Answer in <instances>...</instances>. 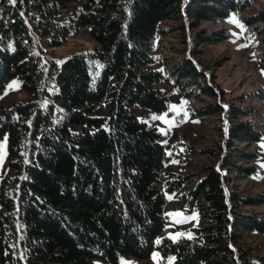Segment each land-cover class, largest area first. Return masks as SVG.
<instances>
[{"label": "trees", "instance_id": "16d2710c", "mask_svg": "<svg viewBox=\"0 0 264 264\" xmlns=\"http://www.w3.org/2000/svg\"><path fill=\"white\" fill-rule=\"evenodd\" d=\"M83 1L73 23L62 11ZM263 0H16L0 12V95L15 78L25 90L49 100L18 104L0 114V143L8 136V168L0 187V264H118L123 256L144 260L158 249L174 264H252L242 240L264 233V194L243 196L237 181L257 171L251 147L264 131L242 117L253 109L218 100V91L192 58L176 62L167 77L149 69L156 40L167 20L192 29L242 13ZM264 33V6L244 19ZM84 30L93 51L45 63L37 39L49 47ZM224 31L200 30L197 44L227 39ZM92 62L97 64V75ZM264 69V58L260 60ZM188 100L203 104L202 118H227L225 148H208L218 164L204 166L181 194L202 220L195 238L163 237L167 193L181 191L190 176L166 172L171 156L156 126L135 109L168 112L162 81ZM214 81V80H213ZM42 87V88H41ZM212 98L213 100H208ZM104 105L106 115H96ZM220 121H224L221 116ZM29 121L21 122V121ZM29 140L26 155L23 141ZM191 148L190 151H193ZM19 157L18 161L14 158ZM164 181V190L158 187ZM264 262V256L261 258Z\"/></svg>", "mask_w": 264, "mask_h": 264}, {"label": "rangeland", "instance_id": "374dc122", "mask_svg": "<svg viewBox=\"0 0 264 264\" xmlns=\"http://www.w3.org/2000/svg\"><path fill=\"white\" fill-rule=\"evenodd\" d=\"M9 0H0V11ZM10 3V2H9ZM264 6L262 2L254 4L242 13H233L228 18L216 21L203 22L198 29H192L182 21L167 20L161 28L166 32L155 43L153 56L157 62L149 69L162 70L167 77L170 76L173 65L185 56L190 57L204 73L211 76L210 81L218 91V100L225 109L230 105L249 107L253 114L242 117V121H249L264 131V69L260 60L264 58V33L255 26L248 27L244 19L254 14ZM83 10V1L74 5L59 15L62 23H73L76 14ZM237 22H233V21ZM203 30L207 34L224 31L227 39L216 44H197L196 33ZM37 46L45 63L50 60L63 61L77 53L87 54L94 50L96 44L84 30H72L65 43L58 47H49L37 39ZM93 73L96 76L97 64L92 62ZM214 80V81H213ZM163 93L170 98V108L163 114L154 113L148 109H135L138 116L150 126H156L164 135L163 143L171 156L166 165V172L190 176L189 183L177 193H167L164 181L158 187L164 190L167 197L165 215L167 217L166 229L163 237L179 240L182 237L195 238L192 231L194 227H200L202 220L197 210L190 212L186 201L181 199V194L189 191L200 178L201 169L210 164H218L209 153L208 148H217L219 145L225 148L227 118L224 115H213L202 118L197 114L202 102L199 100L185 99L173 87L172 81H162L157 84ZM42 88V87H41ZM49 100L44 96L35 95L24 89L20 79H13L0 95V114L5 109H11L18 104L38 102L41 106ZM208 100H213L208 98ZM96 115H106L104 105H100ZM224 119L220 121L219 117ZM159 117V118H158ZM28 122L29 121H21ZM29 140L22 143L19 151L26 155ZM194 148L193 151H190ZM259 155V159L252 163L257 171L244 180L237 181V188L243 196H257L264 194V135L258 143L251 147ZM8 136L0 143V187L4 177L16 176L14 169L8 168ZM18 161L19 157L14 158ZM252 212H261L263 206L248 208ZM242 246L252 248L254 259L252 264H264V233L253 232L242 240ZM173 256L164 259L158 249L151 258L140 260L132 256H123L118 264H174ZM93 264H109L101 260H95Z\"/></svg>", "mask_w": 264, "mask_h": 264}, {"label": "snow or ice", "instance_id": "6c2138e0", "mask_svg": "<svg viewBox=\"0 0 264 264\" xmlns=\"http://www.w3.org/2000/svg\"><path fill=\"white\" fill-rule=\"evenodd\" d=\"M9 2L12 3V4H15L16 0H9ZM233 22H237V21L234 20ZM237 23H238V22H237ZM158 118H159V117H158Z\"/></svg>", "mask_w": 264, "mask_h": 264}, {"label": "water", "instance_id": "95a60500", "mask_svg": "<svg viewBox=\"0 0 264 264\" xmlns=\"http://www.w3.org/2000/svg\"><path fill=\"white\" fill-rule=\"evenodd\" d=\"M8 3H9V2H7V3H5V4H8ZM2 9H3V7L1 8V11H2ZM1 11H0V12H1Z\"/></svg>", "mask_w": 264, "mask_h": 264}]
</instances>
